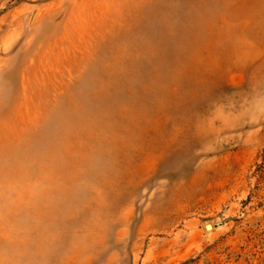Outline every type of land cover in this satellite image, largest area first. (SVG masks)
Wrapping results in <instances>:
<instances>
[{"label": "rangeland", "instance_id": "rangeland-1", "mask_svg": "<svg viewBox=\"0 0 264 264\" xmlns=\"http://www.w3.org/2000/svg\"><path fill=\"white\" fill-rule=\"evenodd\" d=\"M0 264H264V0H0Z\"/></svg>", "mask_w": 264, "mask_h": 264}]
</instances>
